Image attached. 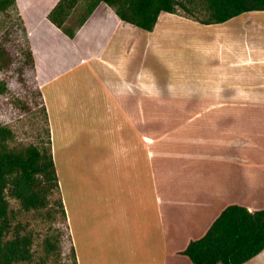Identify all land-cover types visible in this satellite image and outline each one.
<instances>
[{"label": "crops", "instance_id": "obj_1", "mask_svg": "<svg viewBox=\"0 0 264 264\" xmlns=\"http://www.w3.org/2000/svg\"><path fill=\"white\" fill-rule=\"evenodd\" d=\"M45 1L38 0L29 10L28 0L27 15L21 13L20 0L17 4L50 118L53 151L59 149L60 154L69 156V144L79 133L77 123L68 118L72 114L69 106L74 103L87 110L80 115L82 121L92 126L105 122L114 125L117 161L95 168H99L94 170L96 186L87 197L106 200L114 208L106 218L89 216V226L75 229V242L91 254L99 246L104 254L115 255L108 262L92 259L93 255L86 263L195 264L182 251L205 235L228 205H242L251 212L264 209V200H253L251 193L243 192V148L255 158L251 148L258 144H253L252 137L243 141L241 136L211 135L210 131L221 135L234 131L221 129L211 119L198 122L197 129L204 132L201 135L193 125L199 117L174 121L172 112H160L162 116L154 112L155 117H149L148 110H188L190 98L197 94L220 92L211 84L192 90L190 77L242 78L245 69L254 70L245 75L264 74V22L258 19L264 11L240 14H256L246 24L249 18L240 15L224 23L203 24L162 11L154 30L147 31L154 36L135 38L134 29H144L121 20L112 7L101 2L70 38L48 18L59 0L43 19L39 9ZM72 72L82 75L81 89L67 90L58 83ZM228 89L234 93L238 90L235 83ZM242 104L241 100L208 99L197 107L212 110ZM94 108L105 112L93 113ZM148 125L154 127L148 129ZM190 126L196 138L190 139V133L187 137L179 135ZM240 131L243 135V129ZM177 142L182 149H162V143ZM247 160L244 157V163ZM57 171L62 194L64 181ZM247 186L257 188L253 181ZM77 257L81 264L82 257L78 253ZM244 264H264V250Z\"/></svg>", "mask_w": 264, "mask_h": 264}, {"label": "rangeland", "instance_id": "obj_2", "mask_svg": "<svg viewBox=\"0 0 264 264\" xmlns=\"http://www.w3.org/2000/svg\"><path fill=\"white\" fill-rule=\"evenodd\" d=\"M21 1V10L23 14H26V0ZM28 3L29 10H33L37 6L38 0H30ZM55 0L45 1L39 9L41 16L46 14L49 8L53 5ZM18 6V4H17ZM202 6V5H201ZM199 6L196 10L197 16L205 18L203 9ZM19 14L20 10L17 7ZM85 10L84 2L78 5L70 18L69 23L75 25L77 20L81 17V14ZM179 15L190 17L189 13H186L182 8H178ZM252 15H240L239 18H249L244 23H249ZM259 20L261 24L264 22V12L260 13ZM28 20H31V16H26ZM26 31L23 28V23ZM193 18H190V20ZM29 22V21H28ZM34 22V20H33ZM30 23V22H29ZM34 25V24H33ZM32 27V25H31ZM136 33L132 34V37H153L154 33H149L145 30L134 29ZM187 29H179V31L186 32ZM191 31V30H190ZM192 35V34H190ZM0 44L6 46L12 56L13 63L8 69H0V82L7 83V91L0 94V123L10 127L15 136L9 141V145L13 148H21L30 144H35L39 147L52 148V131L50 118L46 103L43 97L42 90L38 84L37 68L32 67L26 62V50L27 44L31 47L30 39L28 37L27 28L23 16L21 17L12 11L11 14L0 13ZM32 49V47H31ZM25 50V51H24ZM41 55L38 58V67H42ZM154 65V62L152 63ZM80 70V69H79ZM244 76L242 78H204V77H190V88L192 90H198L199 87L204 84L213 86V89L217 86L220 88V92L206 93V94H194L190 98V109H168V110H148L149 117H155L153 114L157 112H169L174 117V121L186 120L189 116L196 119L193 125H196V131L199 134L204 132L200 129L198 122H207L208 120L215 121L214 125H217L225 130V128H232L234 130L231 133L210 131L211 135L215 136L217 133L222 137H242L243 141L251 139L253 144L258 146L252 147L255 151L256 157L250 156L251 152L243 148L244 157H247V162L244 163V157L242 162L243 168V192L249 195L252 194L253 200H264V74L258 75H245L254 70H243ZM264 73L263 70H261ZM82 75L75 72L64 76L62 80H59L64 87H75L81 89L84 83ZM82 79V82L80 80ZM79 82V83H78ZM235 83V87L238 89L236 93L230 92L228 88ZM77 84L79 86H77ZM227 88V89H225ZM242 89V92H239ZM67 90H71L68 88ZM42 93V96L40 94ZM73 94V92H72ZM238 100L242 101V105L230 106L222 109H203L197 107L203 100ZM199 101V103H196ZM72 104L69 107L72 114H69V119L72 122H76L79 127V133L75 140L70 142L69 156L60 154V150L53 151L55 153V160L57 170H60L61 177H63L62 194L56 192L51 196L50 204L40 210L25 211L21 208L19 200L8 196L10 201V208L13 212V226H19L22 232H29L32 234L33 239V252L34 260L29 264H76L78 263V257H82L81 264H87L92 259L99 262H108L113 260L115 254H104L101 251V247H96L94 254L89 253L88 249H82L81 244L77 247L75 242V229L84 228L89 226V216H94V219L106 218L107 215L112 214L113 204L107 203L106 200L101 202L100 200L88 199V195L93 187L95 188V175L94 170L96 167H100L109 163L114 165L117 161L115 155L114 141H113V127L114 125L105 122L100 124L90 125L86 120L82 121L80 115L82 111L86 112V109H82ZM76 106V108H75ZM97 111V114H103L105 110H92L93 113ZM88 116V114H83ZM161 114H159L160 116ZM162 116V115H161ZM81 117V118H83ZM242 118V120H240ZM218 119L220 121L218 122ZM237 120V121H236ZM190 121H192L190 119ZM150 126L148 125V129ZM87 128V129H86ZM235 128L237 130L235 131ZM243 129V135L241 131ZM87 130H93V132H87ZM190 132H187L189 131ZM193 126L185 127V132H180L179 135L183 137L189 136L190 139L196 138L197 134L193 133ZM110 134H109V133ZM197 132V133H198ZM72 136V135H71ZM239 139V138H238ZM182 144H166L162 143V149L165 150L169 147L173 149H182ZM247 152V153H246ZM66 154V153H65ZM75 162V163H74ZM255 163V164H254ZM254 165L255 167H252ZM102 168V167H100ZM253 168V170H251ZM99 171V170H98ZM248 180L250 181L248 183ZM256 183L257 188L247 186ZM100 182V181H99ZM247 182V185H246ZM64 191L66 194H64ZM66 205L67 218L62 216L61 207L59 204L62 197ZM63 200V201H64ZM101 202V203H100ZM20 224V225H19ZM91 227V225H90ZM11 233L9 234L10 237ZM53 242L54 249L50 253H46L45 245L47 240ZM75 244V246H74ZM76 249V250H75ZM76 260H75V255ZM77 251V253H76ZM106 255V257H104ZM102 257H104L102 259ZM100 259V260H99ZM28 264V263H27Z\"/></svg>", "mask_w": 264, "mask_h": 264}, {"label": "trees", "instance_id": "obj_3", "mask_svg": "<svg viewBox=\"0 0 264 264\" xmlns=\"http://www.w3.org/2000/svg\"><path fill=\"white\" fill-rule=\"evenodd\" d=\"M81 2L85 10L73 26L69 21ZM101 2L112 7L121 20L146 31L154 30L162 11L177 13L179 7L190 14L189 18L203 24L224 23L245 12L264 11V0H59L48 18L74 38ZM199 6L205 18L197 16L195 9ZM17 7V0H0V13L16 11L21 17ZM23 28L26 31L24 23ZM25 50L26 63L34 69L35 57L29 44ZM12 63L10 50L0 44V69H8ZM6 91L7 83L0 82V94ZM14 136L10 127L0 123V264H29L34 260L32 234L13 226L8 196L19 200L25 211L40 210L50 204L51 196L61 193V188L52 148L35 144L13 148L9 141ZM59 204L62 216L67 218L62 197ZM46 243V253H50L53 242L48 239ZM263 250L264 209L251 212L245 206L231 204L205 235L192 240L182 254L195 264H244Z\"/></svg>", "mask_w": 264, "mask_h": 264}]
</instances>
